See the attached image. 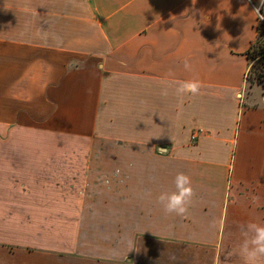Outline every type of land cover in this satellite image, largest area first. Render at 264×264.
Segmentation results:
<instances>
[{"label": "crops", "instance_id": "1", "mask_svg": "<svg viewBox=\"0 0 264 264\" xmlns=\"http://www.w3.org/2000/svg\"><path fill=\"white\" fill-rule=\"evenodd\" d=\"M258 4L0 0V111L30 86L60 103L72 95L69 81L82 79L92 126L98 117V126L129 130L127 141L103 140L88 154L91 197L75 206L0 185V264H224L229 251L228 264H243V228L264 226V141L251 144L248 125L240 146L254 151L233 155ZM27 48L36 53L28 63ZM43 50L80 67L51 84ZM192 80L199 93L178 95L180 82ZM262 98L249 106L264 108ZM18 113L25 110L19 121ZM179 173L193 189L182 216L159 200L178 191Z\"/></svg>", "mask_w": 264, "mask_h": 264}, {"label": "rangeland", "instance_id": "2", "mask_svg": "<svg viewBox=\"0 0 264 264\" xmlns=\"http://www.w3.org/2000/svg\"><path fill=\"white\" fill-rule=\"evenodd\" d=\"M260 14L264 15V7H260ZM258 24L261 26L259 21ZM26 53L28 63L36 53L32 48H27ZM68 58V54L42 51L41 59L50 62L51 84H59L67 71L80 67L79 60L67 65ZM81 82L74 79L71 84L69 81V93L72 95L60 97V103L47 98L34 86H30L25 99H9L10 111H0V119L15 121L9 125L0 122V185L24 186L27 195L39 191L42 201L50 200L52 207L58 205L65 208L66 203L67 206H75L81 197L85 199L90 196L88 187L93 184V180L87 175L94 162L87 160L88 154L101 151L100 143L103 140L127 141L129 130L98 126V117L93 127L92 114L87 105V101L91 100L82 95ZM118 85L119 82H113L109 89L119 91L121 87ZM243 94L247 100L238 121V144L233 153L235 158L244 152L254 151V147L240 146L242 132L249 133L246 128L248 125L251 128L248 134L251 144L264 141V108L249 106V103L263 99V89L257 82H246ZM22 109L25 113H18V121L17 111ZM109 178L113 179H106ZM64 208L61 209L63 212ZM51 211L56 213L55 209Z\"/></svg>", "mask_w": 264, "mask_h": 264}, {"label": "clouds", "instance_id": "3", "mask_svg": "<svg viewBox=\"0 0 264 264\" xmlns=\"http://www.w3.org/2000/svg\"><path fill=\"white\" fill-rule=\"evenodd\" d=\"M260 7H264V0H260L259 7L253 10L260 20H264V15L260 14ZM185 67H189L187 61L185 62ZM200 87L201 85L198 81H184L180 82L176 92L178 95L185 93L196 95L199 93ZM162 94L167 95V89L163 90ZM175 185L178 191L171 194L162 193L159 200L164 205L166 213H175L182 216L186 213L187 204L193 195L190 177L183 173L177 174ZM243 229L242 235L244 239L238 253L243 264H261L262 259H264V226L250 223ZM250 233L251 235H249ZM232 255L231 251L226 253L224 264H228Z\"/></svg>", "mask_w": 264, "mask_h": 264}, {"label": "trees", "instance_id": "4", "mask_svg": "<svg viewBox=\"0 0 264 264\" xmlns=\"http://www.w3.org/2000/svg\"><path fill=\"white\" fill-rule=\"evenodd\" d=\"M258 21L261 26L257 24V36L246 51L249 60V69L247 72V82L252 84L257 82L263 89L264 93V20Z\"/></svg>", "mask_w": 264, "mask_h": 264}, {"label": "built area", "instance_id": "5", "mask_svg": "<svg viewBox=\"0 0 264 264\" xmlns=\"http://www.w3.org/2000/svg\"><path fill=\"white\" fill-rule=\"evenodd\" d=\"M198 132H199V130H196V131L192 134V137H193V138H196V137L198 136Z\"/></svg>", "mask_w": 264, "mask_h": 264}]
</instances>
